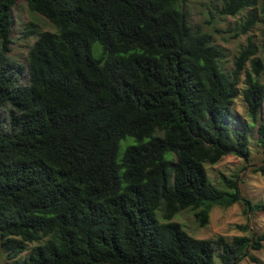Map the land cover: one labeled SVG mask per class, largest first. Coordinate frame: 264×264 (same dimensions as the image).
Here are the masks:
<instances>
[{
    "label": "trees",
    "instance_id": "trees-1",
    "mask_svg": "<svg viewBox=\"0 0 264 264\" xmlns=\"http://www.w3.org/2000/svg\"><path fill=\"white\" fill-rule=\"evenodd\" d=\"M18 1L0 0L5 260L236 264L246 257L257 263L249 250L261 249L264 227L256 236L196 239L169 220L189 210L203 227L213 206L236 202L245 213H264V202L240 196L235 179L220 175L216 187L204 169L224 155L248 157L247 133L264 101L258 80L264 36L262 59L254 57L257 49L248 39L225 72L212 34L188 23V0H21L54 31L27 32L35 40L27 51L26 83L19 84L15 76L22 68L6 55ZM218 3V16L254 6V0ZM258 13L264 26V11ZM257 18L250 10L231 38L249 31ZM238 95L249 124L232 127ZM256 131L264 157V126Z\"/></svg>",
    "mask_w": 264,
    "mask_h": 264
},
{
    "label": "rangeland",
    "instance_id": "rangeland-1",
    "mask_svg": "<svg viewBox=\"0 0 264 264\" xmlns=\"http://www.w3.org/2000/svg\"><path fill=\"white\" fill-rule=\"evenodd\" d=\"M218 2L219 0H188L183 5V9L192 28L199 27L203 31L212 34L214 44L224 54L221 60L223 70L228 72L231 69L232 58L248 39L252 41L257 49L254 57L262 59L260 44L264 36V26L259 21L258 12L260 9L264 11V0H254L252 9H244L234 16H218L214 10L217 8ZM250 10L256 11L258 16L252 28L243 35L231 38L237 24L245 19ZM11 17L10 45L6 55L11 63L22 68V71L17 73L15 77L19 84H25L27 79L25 71L27 51L35 40V35H27V32L31 30L53 32L54 27L40 15L29 12L25 3L21 0L12 7ZM207 21L209 23H206ZM97 48V44L92 47L93 50ZM245 68H248L247 64H245ZM242 78L243 75L240 76V82L237 85L239 91L243 88ZM258 80L264 87V69L259 74ZM5 114V110L0 109V121L4 120ZM231 116L233 119L232 127L240 126L242 123L249 124L240 95L233 100ZM259 124L264 126V101L260 107L256 123L251 125L247 133V149L249 152L247 159L243 160L240 157L228 154L222 156L214 165L204 164L206 176L210 183L220 187V175L235 179L240 196L251 203L264 202V171L259 170L264 168V157L257 142L256 131ZM123 144L121 140L118 145V158ZM155 213L157 220L164 222L161 213L159 211ZM169 221L178 223L186 234L196 239H212L216 236L230 239L233 236H256L261 233L264 227V213H245L243 203L236 202L227 208L213 206L208 213L207 224L203 227L196 224L192 212L189 210L178 212ZM241 225H245L247 230L240 231L237 226ZM33 245L34 243L28 244L26 251L21 253L18 258L22 259ZM249 255L254 257L257 263H252L244 257L236 264H264V242H262L261 249L249 250ZM9 263L10 261L5 260L4 254L0 250V264ZM217 264L220 263L217 262Z\"/></svg>",
    "mask_w": 264,
    "mask_h": 264
}]
</instances>
